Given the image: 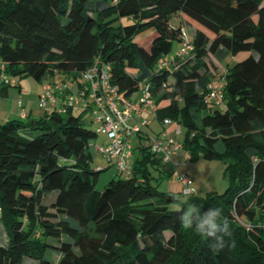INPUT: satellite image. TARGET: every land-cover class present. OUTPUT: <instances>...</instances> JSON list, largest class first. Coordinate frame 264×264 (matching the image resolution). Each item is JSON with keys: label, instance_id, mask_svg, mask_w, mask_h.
<instances>
[{"label": "trees", "instance_id": "trees-1", "mask_svg": "<svg viewBox=\"0 0 264 264\" xmlns=\"http://www.w3.org/2000/svg\"><path fill=\"white\" fill-rule=\"evenodd\" d=\"M182 21L196 25L186 54ZM94 62L129 100L148 84L188 156L230 160V185L160 191L171 173L140 130L131 173L96 190L86 110L26 113L0 123V264H264V0H0V97L10 76L76 80Z\"/></svg>", "mask_w": 264, "mask_h": 264}, {"label": "built area", "instance_id": "built-area-1", "mask_svg": "<svg viewBox=\"0 0 264 264\" xmlns=\"http://www.w3.org/2000/svg\"><path fill=\"white\" fill-rule=\"evenodd\" d=\"M182 31L183 41L178 53L186 54L191 46L184 26ZM223 86L221 79H212L207 86V98L219 104ZM35 100L39 109H50L59 113H66L69 108L72 109L77 100L82 110L91 113L92 120L97 126L96 131L105 134L109 140L106 144L93 145L94 149L108 161L112 158L117 170L124 176L131 173V137L141 130V125L148 124V120L141 118V112L150 109L155 114L148 84L142 87L141 94L136 100H129L111 85L109 68L100 66L97 62L84 70L76 80L60 78L44 83ZM18 105L21 108L20 115L24 118L26 111L21 100H18ZM163 123L168 124L169 120L164 119ZM176 131H179V127ZM179 149L180 143L166 135L164 138L151 139V151L163 162L168 161L170 155ZM175 177L181 184L184 194L193 191L192 179L189 176L177 174Z\"/></svg>", "mask_w": 264, "mask_h": 264}, {"label": "rangeland", "instance_id": "rangeland-1", "mask_svg": "<svg viewBox=\"0 0 264 264\" xmlns=\"http://www.w3.org/2000/svg\"><path fill=\"white\" fill-rule=\"evenodd\" d=\"M170 23L174 25H179L180 20L177 15H172L170 18ZM184 28L187 30L188 35H192L194 29L196 27L195 24L189 21H182ZM189 22V23H188ZM150 32L146 31L140 36H146ZM176 48V45L173 46V49ZM173 51V50H172ZM249 54L248 51H240L236 54H229L225 60L222 62L215 61L217 66V71L222 72L225 70L224 63L231 62L235 63L243 58H245ZM58 74L53 76L47 75L45 79L41 81H37L30 76L24 77H8L10 82L9 90H10V98L17 99H32L37 95L38 91L42 88V85L54 79H58ZM71 91H74V86ZM9 99H2L6 105L9 102ZM35 106L36 100H35ZM219 109H223L224 105L219 104ZM74 113H79L82 110L79 107V104L76 100L73 106ZM85 125L87 128L96 130V123L92 120V115L89 111H84L83 113ZM142 119L150 120V122L146 125H141L140 129L143 134L148 135L150 138L166 135L167 137L173 138L176 142H182L185 130L183 127H180L177 123L171 122L168 124H164L162 121H159L156 117H147L144 116ZM179 127V131L176 129ZM132 146H135L138 143V137L134 134L132 137ZM108 139L105 134L97 132V136L92 142L93 145H102L108 143ZM93 151L92 148H90ZM189 152L183 148H180L178 151L172 153L169 157L168 161L164 162V168L166 173H171V175H165L161 180L155 182L160 191H170V192H180L181 185L178 181H176V175H186L192 179L191 188L194 189V192L197 196H205L207 193H223L230 185L229 173L227 171V166L230 162L229 159H206L203 157V151L198 149L196 152V156L189 155L185 156L184 154ZM90 167L93 169L104 168V170L98 173L97 180L94 184L96 190H102L105 185L111 180L112 177L116 174V165L113 163V159L108 161L105 156L100 155L99 153H94L92 161L90 162ZM188 197V194H178V200L184 201ZM176 207V206H175ZM1 227V224H0ZM1 240V236H0Z\"/></svg>", "mask_w": 264, "mask_h": 264}, {"label": "crops", "instance_id": "crops-1", "mask_svg": "<svg viewBox=\"0 0 264 264\" xmlns=\"http://www.w3.org/2000/svg\"><path fill=\"white\" fill-rule=\"evenodd\" d=\"M41 89H40V91H41ZM40 91H38L37 95L31 101L29 99H22V98L12 99V98H10V90L8 88L7 92H6V95L0 97V123H4V122H6L9 119L22 118L21 115H20V109L21 108L18 105V100H22L23 101V106L22 107L24 108V110L26 111V113H27V115L29 117H41L45 113L49 112L50 109L42 110V109H39L38 107L35 106V99L38 96V94L40 93ZM140 94L141 93L139 92L134 97L133 100H136L140 96ZM6 98L7 99L10 98V100H9L7 105L4 102L1 101L2 99H6ZM144 116H147V117H153L154 116L155 117V115L152 113V111L150 109H145V110H143L141 112V118L144 117ZM149 122H150V120L148 119V123ZM164 136L165 135L157 136V137H153V138H164ZM131 140H132V138H131ZM132 148H133V146H132V142H131V157H132V152H134V151H132L133 150ZM184 155L186 157L188 156L187 153H185ZM130 160H131V158H130Z\"/></svg>", "mask_w": 264, "mask_h": 264}]
</instances>
